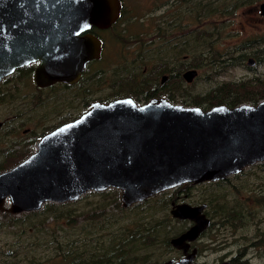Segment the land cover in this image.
Returning a JSON list of instances; mask_svg holds the SVG:
<instances>
[{
    "label": "rangeland",
    "instance_id": "rangeland-1",
    "mask_svg": "<svg viewBox=\"0 0 264 264\" xmlns=\"http://www.w3.org/2000/svg\"><path fill=\"white\" fill-rule=\"evenodd\" d=\"M188 1L122 0L126 20L101 33L106 54L91 61L75 84L40 88L17 70L14 87L9 83L0 93V171L32 153L44 134L80 116L96 101L131 97L145 103L164 96L173 103L207 109L264 99V21L254 9L259 0H192L197 13L206 12L207 4L211 11L217 7L214 18L220 8H228V21L172 42L171 18L185 8L187 19ZM165 13H172L166 22ZM132 48L137 49L136 57ZM146 48L160 50L144 54ZM123 50L129 55H122ZM184 52L193 56L198 75L192 81L178 78L159 85L160 64ZM248 57L253 63L245 61ZM175 66L183 67L180 61ZM9 122H15L11 127H30L29 134L18 139L20 145L15 144ZM177 187L183 190L178 192ZM174 192L178 198H171ZM262 199L264 161L221 180L184 183L128 206L123 205L120 190L112 187L17 214L5 200L0 208V264H158L177 258L166 242L192 224L171 214L173 204L181 202L204 205L211 221L193 243L199 252L197 264L229 259L233 264H264ZM259 238L262 243L256 244Z\"/></svg>",
    "mask_w": 264,
    "mask_h": 264
},
{
    "label": "water",
    "instance_id": "water-1",
    "mask_svg": "<svg viewBox=\"0 0 264 264\" xmlns=\"http://www.w3.org/2000/svg\"><path fill=\"white\" fill-rule=\"evenodd\" d=\"M121 8L122 0H0V80L38 61L37 84L77 81L102 50L96 35L81 33L108 27ZM259 9L264 16V2ZM195 72L188 70L186 80ZM263 161L264 99L207 109L163 97L145 103L131 97L96 101L0 172V208L9 200L14 214L36 211L46 202L73 201L110 187L120 190L128 206L184 183L221 180ZM204 207L173 204L172 215L194 225L170 238L184 255L159 264H197L195 251L187 249L210 224Z\"/></svg>",
    "mask_w": 264,
    "mask_h": 264
},
{
    "label": "flooded vegetation",
    "instance_id": "flooded-vegetation-1",
    "mask_svg": "<svg viewBox=\"0 0 264 264\" xmlns=\"http://www.w3.org/2000/svg\"><path fill=\"white\" fill-rule=\"evenodd\" d=\"M191 2H192V0L188 1V4H187V11L186 12L189 13V17L187 19L184 17L185 8L182 11H179L178 12V16H173L171 18V19H173V21L170 23V28L168 29V34L170 36V39H172L171 40L172 42H175L176 40H178V39H180V38H182L184 36H187V35H190L191 36L192 33L195 30L197 31L198 29L208 28L209 24H212V26H214V24H219L221 21H228V8H226V7L220 8V10L217 13L218 14L217 15V18H214L212 15H213V12H215L218 9L217 7H212V11H211L209 9V7H208V4H207V6H205L206 12L203 11L204 13H206V15L203 16L204 15L203 12L202 13H197V9L196 8L193 9V7L191 6ZM263 2H264V0H259L258 4L254 7V9L256 10V12L259 14V19L262 20V21H264V16L261 14V11L259 9V5L261 3H263ZM206 3H207V0H206ZM122 6H123V3H122ZM179 9H180V7H178V10ZM121 15H122V13L120 12L119 18L115 22L111 23L106 28H98L96 26H91L88 30H86V31H84V32L81 33V34H85V33L94 34V35H96L102 41L101 57H103L102 54L103 55L106 54V49L104 50V40L101 37V33L107 32L108 30H110L111 28H113V26L116 24L117 21H123L124 22L126 20V18L125 17H122ZM171 16H172V13H170V14H166L165 13L162 16V18L164 19V22H166ZM134 18H136V17H133V19ZM163 24L164 23L162 21H159V25H163ZM177 29H182L185 32L183 34H180V32H178ZM221 38H222V36H221ZM168 42H170V41H168ZM191 42H192V39H191ZM211 48L213 49L212 44H211ZM132 49L134 51V56L136 57L137 56V49H135V48H132ZM159 50H153V49L146 48L145 50H143V53L144 54H148L149 52H154V51H159ZM125 54H128L129 55V53L127 51H124L123 50L122 51V55H125ZM246 60L249 63H253V60L250 59L249 57L246 58L245 61ZM177 61H180L181 62V65L183 66L181 69H177L176 68L175 63ZM38 64H39V62L37 61V62H32V63H29L27 65H24V66H22L20 68H16L12 73H10V75H12V74L13 75L8 79V81H5V82L0 83V93L5 92L4 91L5 90V87L9 83H13V87H14V80H15L14 74L19 69L22 70V72H23V78L24 79H29L31 77L32 80H33V82H34V84L37 87H40V88H46V87H49V86H54V85L59 84V83L67 84V85L75 84V83H77V81H80L83 78L84 73L88 69L87 68L85 71H83L82 74H81V77L77 81H75L73 83L56 82V83H53V84H50V85H47V86H41V85L37 84V82L35 80V69L38 66ZM160 66H161L160 78L157 80V83L159 85H162L163 87H164V84L167 81L171 80V79L177 81L178 78H184V80L187 81L186 80V76H187V71L188 70H195L196 71L195 74L193 75V78L198 75V69L197 68H199V67H195L196 65L193 62V56H190V53H186V52L179 54L178 56H176L175 58H173V59H171V60H169L167 62L161 63ZM30 70H31V72H30ZM32 73H33V76H32ZM89 80H86L85 82H88ZM7 94H9V93H7ZM118 98H120V97H118ZM155 98H157V97H155ZM163 98H166V97L163 96ZM113 99H115V98H113ZM113 99L111 98L110 100H113ZM77 100H80V99L77 98ZM90 104L91 103H89L88 106H90ZM16 121L20 122L22 120L19 119V120H16ZM13 123H15V122H9V123H7V126L10 128L11 134L14 135V138L16 139L15 144L16 145H20L21 142L18 139L21 136H25L26 134L28 135L29 134V131H30V127L27 126L25 128H22V127H20L18 125L15 126V127H11L10 125H12ZM2 125H3V122H1V120H0V130L3 128ZM18 133H21V135H18ZM3 170H6V168L3 169ZM3 170H1V171H3ZM189 184H195V183H189ZM176 197L178 198V196H176ZM181 203H183V202H181ZM177 214L180 215L181 213L180 212H177ZM176 218H179V217H176ZM179 219H181V220L188 219V220L191 221L192 224L189 225L184 231H182V232L180 231V233L177 234V235H175V236H179L180 234L184 233L191 226L194 225V221L191 220V219H189V218H185V219L179 218ZM210 223H211V221H210ZM203 232L195 240H193L192 242L189 243V247L187 249V252L195 251V259H196V257H197V255H198L199 252L197 250V247L193 246V243L203 234ZM170 245L174 248L173 250H175L179 254V257H177V258H170V259L175 260V259H178V258H180V257H182L184 255V249L183 248H181L180 246H179L180 248H177L174 245H172L171 243H170ZM228 261H230L231 264H233L232 259H229Z\"/></svg>",
    "mask_w": 264,
    "mask_h": 264
},
{
    "label": "trees",
    "instance_id": "trees-1",
    "mask_svg": "<svg viewBox=\"0 0 264 264\" xmlns=\"http://www.w3.org/2000/svg\"><path fill=\"white\" fill-rule=\"evenodd\" d=\"M121 16L124 17L125 14H122ZM140 25H141V24H140ZM113 189H115V188H113ZM176 189H177L178 192H179L180 189L183 190V187H179V188L177 187ZM178 192H177V193H178ZM174 195H175V196H171V198H175V197L177 196V195L175 194V192H174ZM259 201H260V200H259ZM260 203H261V204H264V199H262V201H261ZM261 243H262V240L259 238V239L257 240L256 244H261ZM166 245H167V246H170V240H167ZM52 264H55V262L52 263Z\"/></svg>",
    "mask_w": 264,
    "mask_h": 264
}]
</instances>
